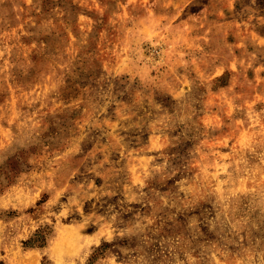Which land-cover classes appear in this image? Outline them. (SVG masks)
<instances>
[{"label":"rangeland","instance_id":"rangeland-1","mask_svg":"<svg viewBox=\"0 0 264 264\" xmlns=\"http://www.w3.org/2000/svg\"><path fill=\"white\" fill-rule=\"evenodd\" d=\"M0 264H264V0H0Z\"/></svg>","mask_w":264,"mask_h":264}]
</instances>
